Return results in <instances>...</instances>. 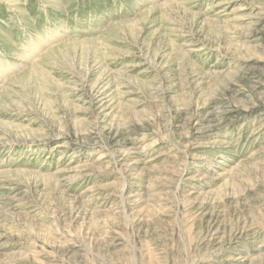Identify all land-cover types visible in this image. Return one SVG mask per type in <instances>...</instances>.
I'll return each mask as SVG.
<instances>
[{
	"label": "rangeland",
	"instance_id": "rangeland-1",
	"mask_svg": "<svg viewBox=\"0 0 264 264\" xmlns=\"http://www.w3.org/2000/svg\"><path fill=\"white\" fill-rule=\"evenodd\" d=\"M0 264H264V0H0Z\"/></svg>",
	"mask_w": 264,
	"mask_h": 264
}]
</instances>
